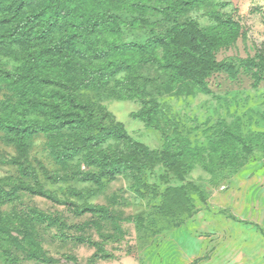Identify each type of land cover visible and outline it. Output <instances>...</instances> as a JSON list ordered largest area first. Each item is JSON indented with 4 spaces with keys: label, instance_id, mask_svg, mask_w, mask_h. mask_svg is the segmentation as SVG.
<instances>
[{
    "label": "trees",
    "instance_id": "16d2710c",
    "mask_svg": "<svg viewBox=\"0 0 264 264\" xmlns=\"http://www.w3.org/2000/svg\"><path fill=\"white\" fill-rule=\"evenodd\" d=\"M206 1L210 0H0V56L19 64L17 71L0 67V133L16 149L18 156L12 161L21 167L24 177L37 175L28 151L31 141L40 135L46 137L56 165L82 159L87 168L109 172L100 175V181L119 171L133 182L135 190L143 192L147 187L142 171L162 165L181 183L164 192L162 210L170 219H185L195 211L193 195L206 200L203 190L187 182L198 166L221 178L225 171L237 173L258 156L264 158V133L244 134L239 120H219L209 146L196 149L190 146L182 125L163 109L166 94L211 93L208 79L218 72L264 78V52L258 54V62L251 58L236 64L217 60L218 51L237 42L240 26L229 14L217 12L215 28H201L188 16ZM220 6L223 4L218 2ZM155 16L163 17L168 29L156 32L151 20ZM129 29L151 31L138 43L126 39ZM44 68L50 72L45 74ZM42 84H56L47 93L48 101L39 98ZM113 99L140 103L138 116L162 134L161 150L135 142L121 123L113 121L101 104ZM108 139L124 142L125 151L119 156L105 152ZM79 170L75 179L92 177ZM4 184L0 181V233L22 249L24 259L43 262L45 251L29 218L45 215L33 210L36 217L25 218V211L16 205L13 216L18 235L12 236L10 214H4L1 206L4 201L18 203V190H9ZM20 184L24 192L58 200ZM80 195L76 192L75 196ZM88 212L109 211L77 206L78 215Z\"/></svg>",
    "mask_w": 264,
    "mask_h": 264
},
{
    "label": "rangeland",
    "instance_id": "374dc122",
    "mask_svg": "<svg viewBox=\"0 0 264 264\" xmlns=\"http://www.w3.org/2000/svg\"><path fill=\"white\" fill-rule=\"evenodd\" d=\"M218 2L223 6L217 7ZM217 12L229 14L240 26L237 42L218 51L217 60L236 64L251 58L258 62V54L264 52V0L234 3L210 0L191 10L188 17L201 28L210 29L216 26ZM151 20L158 33L169 27L168 23H162L163 17L155 16ZM150 31L129 29L126 39L142 43ZM18 65L14 59L0 56L2 69L17 71ZM43 70L45 74L50 72ZM40 78L44 79L45 75ZM208 81L211 93L195 92L186 97L166 94L162 100L164 111L182 125L192 148H207L221 119L232 123L239 120L244 134L264 133V78L256 80L251 73L230 77L228 73L218 72ZM55 86L42 84L39 98L48 101L47 93ZM101 104L135 142L150 150L162 149L161 132L148 127L138 116L139 102L113 99ZM3 135L0 133V181L9 190L16 187L18 203L4 201L1 211L10 214L12 225L8 231L12 236L18 235L13 216L16 205L25 211V218L36 217L33 210L45 215L35 220L29 218L45 256L43 262L24 259L22 249H17L1 232L0 264H264V158L261 156L237 173L225 171L221 178L220 174L211 175L198 166L187 182L203 190L206 200L193 195V214L185 219H170L162 210L164 192L181 183L162 165L142 171L147 187L143 192V189L135 190L133 182L119 171L114 177L110 176L113 172L106 174L100 181L98 177L109 172L99 167L87 168L82 159L62 167L56 165L47 150L46 137L40 135L31 141L28 151L37 177L25 178L21 167L12 161L18 156L16 149L3 141ZM103 148L116 156L125 151L124 142L114 139H108ZM79 169L92 177L86 181L75 179ZM20 183L41 189L58 200L24 192ZM76 192L82 195L76 197ZM84 205L103 207L109 212L78 215L77 206ZM197 244L201 247L197 248ZM12 258L16 260L12 262Z\"/></svg>",
    "mask_w": 264,
    "mask_h": 264
},
{
    "label": "clouds",
    "instance_id": "9594fccd",
    "mask_svg": "<svg viewBox=\"0 0 264 264\" xmlns=\"http://www.w3.org/2000/svg\"><path fill=\"white\" fill-rule=\"evenodd\" d=\"M81 166H83V165H81ZM193 243H196V242L194 241ZM199 247H201V245L197 244V248H199ZM165 259L168 260V255L167 254L165 255ZM177 264H178V262H177Z\"/></svg>",
    "mask_w": 264,
    "mask_h": 264
},
{
    "label": "crops",
    "instance_id": "0c3cea01",
    "mask_svg": "<svg viewBox=\"0 0 264 264\" xmlns=\"http://www.w3.org/2000/svg\"><path fill=\"white\" fill-rule=\"evenodd\" d=\"M235 1H239V0H229V2H233V3H234Z\"/></svg>",
    "mask_w": 264,
    "mask_h": 264
}]
</instances>
